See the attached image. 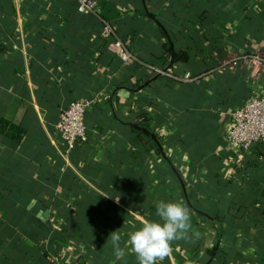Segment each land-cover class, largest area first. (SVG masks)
<instances>
[{"label": "crops", "instance_id": "obj_1", "mask_svg": "<svg viewBox=\"0 0 264 264\" xmlns=\"http://www.w3.org/2000/svg\"><path fill=\"white\" fill-rule=\"evenodd\" d=\"M97 2L0 0V264H137L108 238L125 247L160 201L199 236L158 264H264V143L226 138L264 95V0ZM86 100L88 141L68 154L59 115Z\"/></svg>", "mask_w": 264, "mask_h": 264}, {"label": "built area", "instance_id": "obj_2", "mask_svg": "<svg viewBox=\"0 0 264 264\" xmlns=\"http://www.w3.org/2000/svg\"><path fill=\"white\" fill-rule=\"evenodd\" d=\"M77 3L81 13L99 14L97 0H77ZM101 36L108 48L115 51L124 62L133 58L128 46L118 38L114 26L106 20H103ZM255 63L259 62L255 60ZM158 73L169 74V72L165 73L160 70ZM183 79L194 80L189 74ZM90 105L89 100L76 101L60 112L56 129L66 143L68 154L75 150L79 143L88 141L85 118ZM231 121L232 124L226 132V138L234 149L247 150L259 143H264V95L253 98L241 108L233 111Z\"/></svg>", "mask_w": 264, "mask_h": 264}, {"label": "clouds", "instance_id": "obj_3", "mask_svg": "<svg viewBox=\"0 0 264 264\" xmlns=\"http://www.w3.org/2000/svg\"><path fill=\"white\" fill-rule=\"evenodd\" d=\"M159 221L144 219L141 226L128 233L125 247H121V234L118 230L111 232L108 239L113 247L116 260H121L128 253L136 257L137 264H158L171 252V244L180 239L189 238L192 231L189 209L178 201H160L156 204Z\"/></svg>", "mask_w": 264, "mask_h": 264}]
</instances>
